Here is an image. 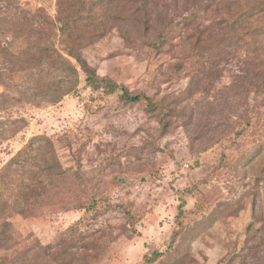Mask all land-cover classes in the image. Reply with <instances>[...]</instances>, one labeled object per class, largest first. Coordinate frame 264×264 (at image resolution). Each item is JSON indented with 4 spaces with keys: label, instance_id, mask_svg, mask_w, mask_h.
<instances>
[{
    "label": "rangeland",
    "instance_id": "1",
    "mask_svg": "<svg viewBox=\"0 0 264 264\" xmlns=\"http://www.w3.org/2000/svg\"><path fill=\"white\" fill-rule=\"evenodd\" d=\"M59 1L14 2L56 20ZM95 1L64 2L86 17ZM140 1L110 0L113 17L123 21L83 26L81 51L100 76L152 98L155 111L93 90L83 72L77 90L57 104L0 111V176L27 149L40 157L41 143L30 148L39 137L51 140L46 155H55V172H62L38 203L23 209L20 201L18 211L13 194L28 195L21 184L34 162L22 168L24 177L15 168V180L5 179L0 264H221L249 241V226L264 237V103L235 90L247 48L230 50L223 35L213 41L207 29L213 21L224 26L229 11L221 0L216 8L210 0H160L145 16ZM117 7L126 9L114 13ZM92 32L104 36L91 39ZM1 40L16 53L36 42L27 31ZM39 80L16 72L9 93Z\"/></svg>",
    "mask_w": 264,
    "mask_h": 264
},
{
    "label": "trees",
    "instance_id": "2",
    "mask_svg": "<svg viewBox=\"0 0 264 264\" xmlns=\"http://www.w3.org/2000/svg\"><path fill=\"white\" fill-rule=\"evenodd\" d=\"M14 1L0 0V61H2L0 64V86L7 89V93L0 94V111H7L9 105L12 107L24 103L57 104L77 90L81 72L86 76L87 86L93 90H102L106 95L117 94L127 104L146 103L149 111L156 110L158 105L154 103L152 98L144 94L133 95L126 87L119 85L110 77L100 76L83 56L81 50H83L84 40L87 38V32L82 31L83 26H86V28H104L113 21L114 26L119 27L117 23L123 21L113 17L110 0L95 1L89 8L86 4H82L84 8L88 9L86 17L82 15L84 9H78L76 5L72 4L66 7L65 0H60L56 20L50 16L39 17L37 13L15 5ZM158 1L160 0H144V8L140 12L144 13L145 16L150 15V7ZM163 1L167 2V0H161V3ZM210 1L211 6L216 8V0ZM139 2L141 1L139 0ZM119 3L132 4L133 2L119 0ZM220 5H224L229 14L223 20L224 26L213 21L212 25L207 28L210 29V38L216 41V38L223 35L224 43L228 45L230 50L241 46L247 48L245 68L243 74L239 77L241 84L237 86L241 92L235 90L241 96L244 93L246 101H250V97L253 96L255 101L261 99L260 102L264 103V0H221L218 6ZM125 9L126 7L123 9L117 7L114 13L117 11L118 13L124 12ZM94 21H97V23H94ZM204 28L206 29V27ZM18 31H27L29 37L36 41L35 46H29L20 53L6 47L1 40V36ZM104 32L96 37L92 32L91 39L103 37ZM59 35L61 38L58 40ZM128 38L131 37L127 35ZM143 39L148 40L146 36ZM161 39L164 42L162 46L164 49L169 38L164 33L161 34ZM59 41L63 44V49L58 47ZM23 58L26 63L22 62ZM25 64L31 65L26 66ZM24 71L34 72L40 77L39 83L27 90H17V95L14 96L9 93L11 86L8 82L14 73ZM44 73L47 76L45 80H43ZM248 113L249 111L246 114L244 113L246 119ZM3 132L4 130H0V142L3 139ZM35 142L41 143L40 157H32V151L29 153L27 149L15 156L10 161L6 171L0 176L1 227L8 225L7 222L2 221L3 208L8 206L7 201H4V196L9 183H6L5 179L9 178L11 183L15 180L18 172L15 168L21 169L23 177L26 171L22 168H26V170L34 168L32 169L34 172L30 171L26 184L24 181L21 184V187L27 190L28 195L24 194V197L19 198L13 194L16 201L13 204L11 203V206L17 211L20 208L18 207L20 201L26 202L24 206L27 207H23V209H28L38 203L41 197L46 194L45 191L53 179H58L62 174L59 171L55 172V170H58L55 155L51 154L52 158L50 159L44 149L46 146H51V140L43 137L35 138L32 140L30 148H33ZM33 151L37 152L38 149H33ZM32 161L34 166L27 167L30 166ZM7 173L10 174L6 175ZM47 179L50 180L47 181ZM93 200L96 206L97 201L94 198ZM253 231L254 226H249V241L246 242L243 249L232 255L228 260L221 262V264H264V237L262 236L258 240L255 235H252Z\"/></svg>",
    "mask_w": 264,
    "mask_h": 264
},
{
    "label": "built area",
    "instance_id": "3",
    "mask_svg": "<svg viewBox=\"0 0 264 264\" xmlns=\"http://www.w3.org/2000/svg\"><path fill=\"white\" fill-rule=\"evenodd\" d=\"M187 168H189V165H187Z\"/></svg>",
    "mask_w": 264,
    "mask_h": 264
}]
</instances>
